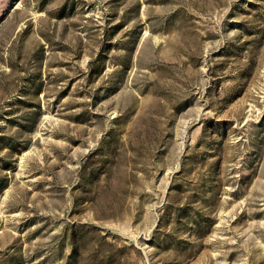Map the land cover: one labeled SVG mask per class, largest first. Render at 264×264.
<instances>
[{
	"label": "rangeland",
	"instance_id": "1",
	"mask_svg": "<svg viewBox=\"0 0 264 264\" xmlns=\"http://www.w3.org/2000/svg\"><path fill=\"white\" fill-rule=\"evenodd\" d=\"M0 264H264V0H0Z\"/></svg>",
	"mask_w": 264,
	"mask_h": 264
}]
</instances>
